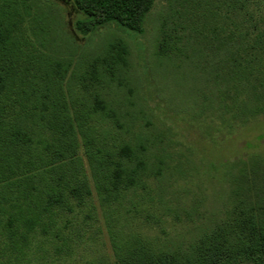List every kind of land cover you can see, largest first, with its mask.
<instances>
[{"label":"trees","instance_id":"1","mask_svg":"<svg viewBox=\"0 0 264 264\" xmlns=\"http://www.w3.org/2000/svg\"><path fill=\"white\" fill-rule=\"evenodd\" d=\"M260 1H161L153 55L183 67L192 91L176 112L196 139L218 145L264 117ZM156 2L70 0L81 17L64 31L57 5L0 0V264H264V155L231 158L203 214L194 146L170 181L104 95L128 67L126 39L70 72L78 34H141Z\"/></svg>","mask_w":264,"mask_h":264},{"label":"rangeland","instance_id":"2","mask_svg":"<svg viewBox=\"0 0 264 264\" xmlns=\"http://www.w3.org/2000/svg\"><path fill=\"white\" fill-rule=\"evenodd\" d=\"M44 1L61 9L64 31L70 30L75 20L81 17L80 13L66 6L70 0ZM161 1L157 0L146 17L141 34L123 28L119 31L112 26L98 29L91 37L78 34L77 48L73 57L74 65L70 72L77 74L82 71L81 65L84 60L104 41L116 35L126 39L130 49L128 67L113 81L103 83L104 95L120 114L119 120L124 124V128L121 129L123 135L131 141L141 139L152 159L158 158L164 161V174L170 181L172 176L175 177L173 172L177 167L183 170L184 147L194 146L196 155L192 156L193 163L195 168L199 169L202 180L209 189L205 184L199 189L194 186V182H190V185L193 184L192 190L202 200L198 203V210L205 214L204 211L215 204L212 202L210 192H217L218 181L223 178L222 174L228 167L227 162L231 158L235 160L256 152L264 155V143L259 145L255 140L257 135L264 134V117L250 122L233 135H224L218 141V145L214 144L215 146L196 139L194 134L184 128L182 115L176 110L178 108L183 110L192 90L183 79V67L177 70L169 63L160 66L153 55L152 46ZM258 4L264 17L263 1ZM213 171H216L217 179L211 181L209 177ZM178 183L183 186V178L178 180ZM180 203L188 208L190 202L188 197H183L182 194ZM181 217H184L183 214ZM187 228L189 227L179 224L168 231L173 235L177 232L183 233Z\"/></svg>","mask_w":264,"mask_h":264}]
</instances>
